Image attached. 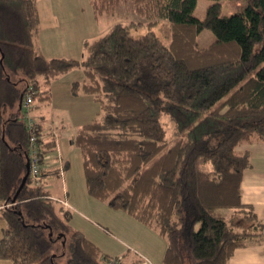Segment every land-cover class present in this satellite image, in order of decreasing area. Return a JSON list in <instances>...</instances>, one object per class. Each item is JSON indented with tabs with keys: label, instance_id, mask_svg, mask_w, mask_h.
<instances>
[{
	"label": "trees",
	"instance_id": "trees-1",
	"mask_svg": "<svg viewBox=\"0 0 264 264\" xmlns=\"http://www.w3.org/2000/svg\"><path fill=\"white\" fill-rule=\"evenodd\" d=\"M89 1L96 16L125 19V7L144 21L115 22L84 62L83 80L71 85L74 96L90 95L102 110L71 140L88 196L163 236L160 264H230L236 249L264 236L253 205L241 200L251 153L239 149L264 143V0H244V9L228 16L220 14L223 0H213L203 19L194 15L197 0ZM160 20L169 23L168 44L153 30ZM131 26L147 31L132 36ZM203 29L215 40L198 47ZM38 34L37 0H0V259L109 264L73 228L67 201L42 183L62 174L41 168L57 142L37 122L27 128L23 104L29 94L33 108L48 101L49 84L78 61L45 57ZM31 137L37 180L30 175Z\"/></svg>",
	"mask_w": 264,
	"mask_h": 264
},
{
	"label": "rangeland",
	"instance_id": "rangeland-1",
	"mask_svg": "<svg viewBox=\"0 0 264 264\" xmlns=\"http://www.w3.org/2000/svg\"><path fill=\"white\" fill-rule=\"evenodd\" d=\"M213 0H197L194 15L203 19ZM39 11V34L36 46L47 58L76 60L78 65L55 78L49 84L48 101L38 102L37 107L23 106L22 118L27 114L34 122H40L45 131L51 132L57 142V150L50 159H46L41 168H56L63 175H46L43 184L53 198L67 201L72 211L71 225L81 231L100 248L110 261L124 264L141 259L142 264H160L166 248V239L150 226L142 225L120 211L110 209L105 203L88 196L82 157L79 150L71 144L78 129L95 119L102 117V110L92 96L71 93L72 82L83 80V64L91 55L92 48L115 22L138 23L144 20L127 12L124 17L96 16L89 0H37ZM244 0H223L220 14L228 16L244 9ZM129 11V10H128ZM160 39L168 44L170 29L167 20H160L153 28ZM147 29L144 26H131L130 34L139 36ZM215 35L209 29H203L197 37V46H209ZM164 119V117H162ZM168 122V119H166ZM169 129L171 125H168ZM240 146L239 149H243ZM59 158L67 162V168L60 167ZM51 163L49 166L48 164ZM57 204L61 205L59 202ZM93 238V239H92ZM66 249L63 248V251ZM64 261L63 259H60Z\"/></svg>",
	"mask_w": 264,
	"mask_h": 264
},
{
	"label": "crops",
	"instance_id": "crops-1",
	"mask_svg": "<svg viewBox=\"0 0 264 264\" xmlns=\"http://www.w3.org/2000/svg\"><path fill=\"white\" fill-rule=\"evenodd\" d=\"M243 149H248L251 153V167L244 172L241 184V200L243 203L253 205L258 216L264 223V143L252 142L245 145ZM52 156H49L47 159H50ZM59 161L61 162L60 167L63 166L64 159L59 158ZM48 165L50 166L51 163ZM55 167L57 168V166ZM47 189L49 190L48 186ZM5 226V221L0 219V240ZM134 260H131L129 263ZM229 263L264 264V236L261 241H250L245 246L236 249ZM0 264L11 263L8 260L0 259Z\"/></svg>",
	"mask_w": 264,
	"mask_h": 264
},
{
	"label": "built area",
	"instance_id": "built-area-1",
	"mask_svg": "<svg viewBox=\"0 0 264 264\" xmlns=\"http://www.w3.org/2000/svg\"><path fill=\"white\" fill-rule=\"evenodd\" d=\"M32 104V97L31 95L29 94L26 98V100L24 101V104L23 106H26L27 108H31V105ZM28 110H26V123H27V128L32 131L33 129V123H34V120L32 118V116H30L29 114H27ZM34 142V137H31L30 138V143H31V148H30V152H29V161H30V175L31 177L33 178V180H37L39 179V164H38V158H37V152H36V148L33 144ZM65 205H67L66 202H64ZM121 261H110L109 264H121L120 263Z\"/></svg>",
	"mask_w": 264,
	"mask_h": 264
},
{
	"label": "water",
	"instance_id": "water-1",
	"mask_svg": "<svg viewBox=\"0 0 264 264\" xmlns=\"http://www.w3.org/2000/svg\"><path fill=\"white\" fill-rule=\"evenodd\" d=\"M27 175L23 178V180H22V182H21V185H20V187H19V189H18V191H17V193L16 194H18V192H19V190L22 188V186L24 185V183H25V181H26V178H27V176H28V174H29V162H27ZM14 199H15V197H14ZM13 199V200H14Z\"/></svg>",
	"mask_w": 264,
	"mask_h": 264
}]
</instances>
